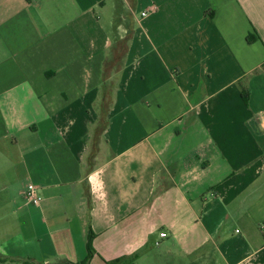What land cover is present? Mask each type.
I'll return each mask as SVG.
<instances>
[{"label":"crops","instance_id":"1","mask_svg":"<svg viewBox=\"0 0 264 264\" xmlns=\"http://www.w3.org/2000/svg\"><path fill=\"white\" fill-rule=\"evenodd\" d=\"M0 198L1 261L264 264V0H0Z\"/></svg>","mask_w":264,"mask_h":264},{"label":"built area","instance_id":"2","mask_svg":"<svg viewBox=\"0 0 264 264\" xmlns=\"http://www.w3.org/2000/svg\"><path fill=\"white\" fill-rule=\"evenodd\" d=\"M147 15H148V12L143 13V16H147ZM24 196L29 204H33L36 206L40 205L43 200L42 196H40L38 193L37 186L33 184L28 185V187L26 188L24 192ZM161 236L165 237L166 234H161Z\"/></svg>","mask_w":264,"mask_h":264},{"label":"rangeland","instance_id":"3","mask_svg":"<svg viewBox=\"0 0 264 264\" xmlns=\"http://www.w3.org/2000/svg\"><path fill=\"white\" fill-rule=\"evenodd\" d=\"M3 198H0V202H3ZM4 209H2V211H3ZM4 212V211H3ZM6 216H3V217H1V219L2 220H0V225H3L4 223H6L5 221H4V218H5ZM0 264H30V263H26V262H20V261H1L0 260Z\"/></svg>","mask_w":264,"mask_h":264},{"label":"trees","instance_id":"4","mask_svg":"<svg viewBox=\"0 0 264 264\" xmlns=\"http://www.w3.org/2000/svg\"><path fill=\"white\" fill-rule=\"evenodd\" d=\"M253 40H255V37L250 35L248 37V42H252ZM247 97V96H246ZM94 238L93 235L90 236V242H89V256H88V260L90 259L92 253H93V250H92V247H91V242H92V239Z\"/></svg>","mask_w":264,"mask_h":264}]
</instances>
